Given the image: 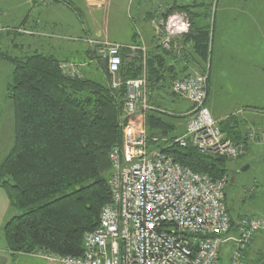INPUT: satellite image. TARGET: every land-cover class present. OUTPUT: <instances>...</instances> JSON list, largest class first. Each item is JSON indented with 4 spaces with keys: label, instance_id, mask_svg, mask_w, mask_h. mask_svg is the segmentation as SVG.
Here are the masks:
<instances>
[{
    "label": "trees",
    "instance_id": "obj_1",
    "mask_svg": "<svg viewBox=\"0 0 264 264\" xmlns=\"http://www.w3.org/2000/svg\"><path fill=\"white\" fill-rule=\"evenodd\" d=\"M189 8L174 4L164 12L165 16L182 10L190 15V29L175 39L182 45L180 50H168L158 43L144 51L120 50L121 84L116 88L107 69L102 79H91L70 75L52 54L33 51L20 58L0 49V59L12 65L6 97L12 103L14 121L12 145L0 163V188L10 211H21L2 226L9 251L82 254L85 232L97 227L100 211L110 201L108 153L121 141L123 96L129 79L143 75L146 79L147 99L154 108L145 115L149 146L212 179L227 176L228 159L172 143L184 131L177 120H184L186 115L162 107L165 96L181 98L171 91V82L182 77L168 61L190 55L204 64L209 58V12L196 24ZM232 119L229 115L218 126L231 140L244 141L245 135ZM229 215L234 226L236 220Z\"/></svg>",
    "mask_w": 264,
    "mask_h": 264
},
{
    "label": "built area",
    "instance_id": "obj_2",
    "mask_svg": "<svg viewBox=\"0 0 264 264\" xmlns=\"http://www.w3.org/2000/svg\"><path fill=\"white\" fill-rule=\"evenodd\" d=\"M156 22L162 30L156 31L157 43L168 50L190 26L179 11ZM99 44L111 85L119 87L120 50L145 48ZM207 79L205 71L171 82V91L192 105L184 131L172 143L228 160L245 156L249 145L264 146V132H249L244 141L225 136L206 105ZM123 101L121 141L108 153L110 202L102 207L97 227L85 232L81 255L42 256L51 264H220L222 247L229 242L230 264H243L254 235L264 231V218L240 216L232 226L225 205L226 176L212 179L148 145L145 115L154 108L144 75L125 81Z\"/></svg>",
    "mask_w": 264,
    "mask_h": 264
},
{
    "label": "rangeland",
    "instance_id": "obj_3",
    "mask_svg": "<svg viewBox=\"0 0 264 264\" xmlns=\"http://www.w3.org/2000/svg\"><path fill=\"white\" fill-rule=\"evenodd\" d=\"M47 1V3H49V0ZM159 1L160 0L126 1L122 7L123 14L126 18L127 16H132L135 18L137 20V25H140V22H142V20H139V15L141 14L136 16L138 11L145 12V10H152V12H150L151 15L148 25L143 22L142 24L145 28L142 31H135L134 34L137 35L138 32L144 31V34L146 35L149 33V31H152V37L155 39L157 35L156 31H162L156 21L159 20V18L165 20L170 13L164 16V12L170 6H174V4L190 5L189 13L192 15L193 21L196 24H199L203 21L205 12H209L207 23L210 27V31H214L213 39L215 40L213 54H211V71L214 73V75L210 90V100L212 101L214 112L223 111L227 114L238 112L239 109L242 110L243 108H246L243 107L246 105L264 108V69H260L261 73L259 78L257 77L258 69H248L251 62L264 61V56H262V53L264 52V49H262L264 47V38L259 35L255 29V26L253 25V0H161L164 4H162V9L160 8L161 4H159ZM42 3H45V1L0 0V31H3L4 37L2 50L11 57L22 58L24 56L30 55L34 51V42L38 39V36H31V25L36 20L35 18H37L38 14L46 21L50 20L58 22V20L62 18L60 14V11L62 10V16H64V19L62 18V20H64V22L67 20L74 25L75 23H77V25L83 23L84 27H88L90 23L84 9H81L74 3L71 6H78L80 9L79 14L78 12L73 13L69 12V10H65L67 9L66 6H70L68 4L64 5L50 3L52 5L50 6L51 8L49 6L42 8ZM200 3L205 5H201ZM31 4L35 7L37 6L36 9L31 10ZM105 8L106 9L104 12L99 13L100 25L102 28L108 29L109 31H102L103 34H106L107 36L104 39H99L103 37V35H92V37H90L91 40L87 43V46L93 47L94 53L97 54L93 58V66H88L84 69L87 74V78L90 77L88 75H90V73L93 71H96L95 73L99 74L103 68V63L100 61L101 59L99 57L101 56V53L99 52L101 44L99 43L103 41L111 42L109 39L112 38L124 42L134 41L132 40L133 31L131 29L129 31L123 28L120 30L115 29L113 25L114 16L109 14L108 5H106ZM175 11L185 13V15L188 16L190 23V15L187 13V11ZM262 22L264 23V20H262ZM63 26H57V28H55L53 32L56 35L49 37L41 36V38H46V40L50 41V43L64 41L63 38L61 39L59 37V35L62 37V33L67 31L65 29L67 27L64 28ZM70 36L72 35H69V37ZM94 39L100 41L95 42ZM68 41L71 40L69 39ZM175 43V50H180L182 45L180 46L179 40L177 39ZM146 49L147 48H145V50ZM37 50L38 51L36 52L51 53L57 57L61 56L59 51H42V49ZM4 61L7 65H9L10 71L8 72L7 70L0 69L1 93L3 91V87L5 89L9 82V77L12 70V65L7 60ZM221 64L231 65V69L228 68V76L225 74L227 67L224 65L222 69ZM219 69H222L224 72L222 77H220V81L219 75L216 74ZM75 72L76 70L73 69L69 70L67 73L70 75H75ZM236 73H239L240 75L242 74L243 78L236 76ZM245 73H248L246 78L244 76ZM241 79H243V81H240ZM246 80H249V82ZM189 103V101L183 98L165 96V103L162 107L173 112H179L178 110L187 109L190 105ZM11 104V101L6 97V91H4V100L0 101V108L3 109L5 128H7L9 120L12 121L13 118V106H11ZM257 113H259L257 119L264 120V111H259ZM236 115L239 116V114ZM247 116L249 117V115ZM177 122V126L179 127L182 126V123H184L183 120H177ZM12 139L13 136L10 134L11 142ZM8 140L9 135H7L5 131V147L8 143ZM257 149V151L252 152V154L245 156L242 159L229 160L227 164V176L224 187L225 205L235 220H237V218L240 216H257L264 218V146H259ZM7 150L9 149L6 147V151ZM20 212L21 211L19 210H12L10 211L8 218ZM32 261L35 262L34 264L47 263V261H45V263L39 259H33ZM219 263L230 264V251L226 244L223 245L220 252Z\"/></svg>",
    "mask_w": 264,
    "mask_h": 264
},
{
    "label": "crops",
    "instance_id": "obj_4",
    "mask_svg": "<svg viewBox=\"0 0 264 264\" xmlns=\"http://www.w3.org/2000/svg\"><path fill=\"white\" fill-rule=\"evenodd\" d=\"M44 1L45 3H42L43 5L41 6L42 8L46 6L50 7L52 6L51 5L52 3L64 4V5L68 4L70 6L69 7L66 6L67 9L65 10L67 11L69 10V12H73V13L78 12L79 14V11H80L79 7H80L81 9H84V11L86 12L88 16L89 22H90L88 27H84L83 23L79 25L75 23L74 25L67 20H65L64 22V20H62V18L64 17L62 16V10L58 9V10H61L60 14L62 17L61 19L58 20V22H54L50 20L46 21L43 18H41L40 15L38 14L37 18H35L36 20L31 25V33H32L31 36L33 35L38 36V39L36 40L37 42L36 41L34 42L35 45L33 47L34 48L33 50L38 51L37 49H42V51H45V50L46 51L47 50L48 51H59V53H61V56L60 57L56 56V57L61 60V64L63 65L62 68L66 72L74 69L76 70L75 73H77L78 75L87 77V74L84 71V69L88 66H93V62H94L93 58L94 56L97 55L96 53H94V48L87 46V43L91 40L90 37H92V35L93 36L103 35V37L99 39H104L107 36L106 34H103L102 31H109L108 29L102 28V26L100 25V17H99V13H102L105 11L106 5H108L109 14H112L114 16L113 25L115 29L120 30L123 28L127 31L131 29L133 31L132 40H134L132 42H124V41L115 40L112 38V39H109V41L121 43L124 45L140 44L141 48L145 47L147 49H152L157 44L156 38L154 39L152 37V31H149V33L146 35L144 34V31L138 32L137 35L134 34L135 31H142L145 28L144 25L142 24L143 22L148 25V22H149L148 15H150V12H152V10L150 11L145 10V12L138 11L136 16L138 14H141L139 15L140 16L139 20H142V22H140V25H137V20L135 18H133L132 16L130 17L127 16L126 18L123 14L122 7L126 3V1L129 2L130 0H65V1L49 0V3H47L48 2L47 0H44ZM160 1H159V4H161L160 8L162 9L163 1L161 2ZM73 3L78 5L79 7L71 6L73 5ZM252 5H253L252 16L254 20L253 25L255 26V29L257 30L259 35L262 38H264V28H263L264 23L262 22V20H264V0H253ZM36 7L31 4V10L36 9ZM0 16H1V11H0ZM57 26H61V27L63 26L64 28L67 27L65 28L67 31L62 33V37L59 35V37L61 39L63 38L64 41L50 43V41L46 40V38H41V36L49 37V36L56 35L54 34L53 31L55 30V28H57ZM21 31H24V30H21ZM49 31H52V32H49ZM213 32L214 31H212V35H211V46H210L209 58L207 60V63L203 64L202 62L195 61L193 57L188 55L185 57L176 56L175 58H172L168 61V65L170 64L174 65V68H175L174 72H176L179 77H185L193 73L202 72L200 71L201 69H205V70L207 69L208 79H207L206 105L209 108L214 119L217 121V123L225 120L229 115H231L233 116L231 123L236 125V129H238L241 132V134L246 136L247 133L249 132H264V120L257 119V116L259 114L257 112L264 111V108H259L253 105H246V106H243L246 108H243L242 110L239 109V111L237 110L238 112H232L228 114L223 111L214 112V107H213L212 101L210 100V90H211L212 78L214 75V73H212L211 71L212 70L211 54H213V47L215 46V40L213 39V36H214ZM69 35H72V36L69 37ZM69 39L71 41H68ZM94 40L95 42L100 41L96 39ZM3 43H4L3 31H0V49H2ZM256 48H260V47H256ZM262 49H264V47ZM263 53H262V56H264ZM44 54H51V53H44ZM90 55L91 56L93 55V56L91 57ZM99 57L101 59L100 61L103 63V68L101 69V72L99 74L98 73L96 74L95 73L96 71L95 72L93 71L92 73H90V75L88 76H90L89 78L91 79H97V80L102 79L104 76V71H106L107 69L106 64L104 62V58L102 56H99ZM193 62L195 63L193 64ZM195 64L198 67L195 66ZM224 65L227 67V69L225 70V74L228 76V68L231 69V65L221 64L222 69ZM251 68L258 69L257 77L259 78L260 73H261L260 69H264V61L253 62V63L251 62L248 69H251ZM0 69L7 70L8 72L10 71L9 65H7L3 59H0ZM222 69L221 70L219 69V71L216 72V74L219 75V81H220V77H222L224 73ZM247 75L248 73L244 74L245 78ZM236 76L243 78V75L242 74L240 75L239 73H236ZM0 77H1V72H0ZM240 81H243V79H241ZM246 81L249 82V80H246ZM4 91H6V87L5 89L3 87L2 93L0 92V101L4 100ZM189 104L190 105L187 109L178 110L180 113L186 115V118L183 120L184 123H182V130H184V124L187 119L188 112L190 111L192 107L191 103ZM235 113L239 114V116H237ZM247 115H249V117ZM13 122L14 121L12 118V121L9 120V123L7 124V128L4 127L5 123H4V118H3V109L0 108V162L2 161L4 156L9 151V150L6 151V147L7 149H10L9 147L12 145L11 144L12 142L10 141V134L13 136ZM5 131H6V134L9 135V140H8L6 147L4 143ZM257 148H259V146L250 145L245 156H248L252 154V152L257 151L258 150ZM245 156L239 159H242ZM9 215H10V209L8 205L7 196L5 192L3 191V189L0 188V264H34L35 262L32 261L33 259H39V260H42L43 262L47 261V263L45 262L46 264H51L49 260L44 258L42 254L40 253H31V254L12 253L6 248L3 238H2V226L10 218V217L8 218ZM226 245L230 251L231 243L228 242L226 243ZM242 263L243 264H264V231H259L254 235L250 245L246 248L245 252L243 253Z\"/></svg>",
    "mask_w": 264,
    "mask_h": 264
},
{
    "label": "water",
    "instance_id": "obj_5",
    "mask_svg": "<svg viewBox=\"0 0 264 264\" xmlns=\"http://www.w3.org/2000/svg\"><path fill=\"white\" fill-rule=\"evenodd\" d=\"M104 62H105V64H106V62H107V59H104ZM0 177H1V175H0Z\"/></svg>",
    "mask_w": 264,
    "mask_h": 264
},
{
    "label": "bare ground",
    "instance_id": "obj_6",
    "mask_svg": "<svg viewBox=\"0 0 264 264\" xmlns=\"http://www.w3.org/2000/svg\"><path fill=\"white\" fill-rule=\"evenodd\" d=\"M110 202V201H109Z\"/></svg>",
    "mask_w": 264,
    "mask_h": 264
}]
</instances>
